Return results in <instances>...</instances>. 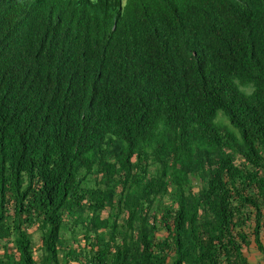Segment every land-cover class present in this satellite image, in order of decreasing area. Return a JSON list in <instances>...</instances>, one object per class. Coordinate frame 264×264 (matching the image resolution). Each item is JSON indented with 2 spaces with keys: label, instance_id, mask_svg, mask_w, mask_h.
<instances>
[{
  "label": "trees",
  "instance_id": "1",
  "mask_svg": "<svg viewBox=\"0 0 264 264\" xmlns=\"http://www.w3.org/2000/svg\"><path fill=\"white\" fill-rule=\"evenodd\" d=\"M262 235L264 0H0V264H251Z\"/></svg>",
  "mask_w": 264,
  "mask_h": 264
},
{
  "label": "rangeland",
  "instance_id": "2",
  "mask_svg": "<svg viewBox=\"0 0 264 264\" xmlns=\"http://www.w3.org/2000/svg\"><path fill=\"white\" fill-rule=\"evenodd\" d=\"M125 0H122V2H124ZM101 215L103 216V215H105V211H103V212H101ZM31 233H32V240L36 243L37 242V234H36V232H34V231H32L31 230ZM261 241H262V243H263V245H264V235H262L261 236ZM249 249H252L251 251H255L256 249L253 247V245H251L250 244V246H249V248L248 249H244L243 251H244V253H245V255L247 256V258H248V261H251V259L249 258L250 256H253L250 252V250ZM256 252H257V250H256ZM264 260V259H263ZM257 261V260H256ZM252 263V262H251Z\"/></svg>",
  "mask_w": 264,
  "mask_h": 264
},
{
  "label": "crops",
  "instance_id": "3",
  "mask_svg": "<svg viewBox=\"0 0 264 264\" xmlns=\"http://www.w3.org/2000/svg\"><path fill=\"white\" fill-rule=\"evenodd\" d=\"M249 250L251 251L252 249H249ZM250 253L253 255V256L249 257L251 259V261H249V262L250 263L252 262L251 264H264L263 257L258 251L256 252V250H255V251H251ZM244 255H245V253H244ZM247 260H248V258H247Z\"/></svg>",
  "mask_w": 264,
  "mask_h": 264
}]
</instances>
